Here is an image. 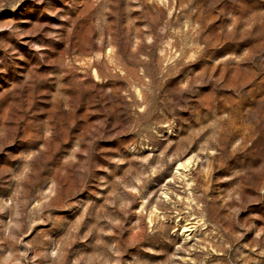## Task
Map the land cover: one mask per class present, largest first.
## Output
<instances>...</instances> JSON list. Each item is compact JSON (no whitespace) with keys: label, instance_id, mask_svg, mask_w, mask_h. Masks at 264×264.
I'll return each mask as SVG.
<instances>
[{"label":"clouds","instance_id":"9594fccd","mask_svg":"<svg viewBox=\"0 0 264 264\" xmlns=\"http://www.w3.org/2000/svg\"><path fill=\"white\" fill-rule=\"evenodd\" d=\"M136 3L0 0V264H264V0Z\"/></svg>","mask_w":264,"mask_h":264},{"label":"rangeland","instance_id":"374dc122","mask_svg":"<svg viewBox=\"0 0 264 264\" xmlns=\"http://www.w3.org/2000/svg\"><path fill=\"white\" fill-rule=\"evenodd\" d=\"M173 0H169V3L172 4ZM181 0H175V5L178 6L180 4ZM125 6L131 11L128 12L127 19L125 20V23H127L128 20L133 21L131 32L129 33L132 43L134 45H137L140 42V35L138 34V30L146 29V25L142 21H138L136 17L139 14V8L137 7L136 0H125ZM93 39H99V36L97 33H93ZM164 49L161 48L157 55H160L161 52H163ZM93 54H95L97 57H100L102 59H107L112 55L111 52V45L107 44H101V45H95L93 47ZM79 55V53H77ZM81 64L83 63H91L93 64V67L91 69L93 75L96 74L97 69L95 68V61L92 59V55H83L80 56ZM193 165V158L191 155H188L184 158H177L173 165V172L176 173V176L178 179L176 180V183H181L185 179L184 173L185 170H191V167ZM168 182L171 185L173 177L171 174L168 176ZM231 185H227L225 187L223 192H217V195H226L227 192L230 190ZM172 191H175V186H172ZM171 193L168 191H161L157 193V196H162L165 199L170 198ZM177 197H180V194L177 192ZM187 203V201H185ZM155 209H148L146 208L145 211L148 213V215L145 216V222L151 223V211H154ZM179 227L177 229L178 232H188V235H191V232L188 231V225L184 221L183 218H181L180 221L177 222ZM199 239V237H198ZM180 241L177 240V244H179ZM209 244L211 241L208 242ZM191 240L188 241L189 247H191ZM148 256L152 257L151 264H165L166 261H169V257H171V261H169V264H192V255L189 253L187 249H184L183 251L177 250V248L174 246L167 250H160V249H154L152 252L147 254ZM214 255H218V253H214ZM187 257V259H186ZM207 264V261L205 262Z\"/></svg>","mask_w":264,"mask_h":264}]
</instances>
